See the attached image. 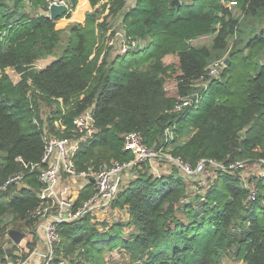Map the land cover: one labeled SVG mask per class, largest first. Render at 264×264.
I'll use <instances>...</instances> for the list:
<instances>
[{
    "label": "trees",
    "instance_id": "16d2710c",
    "mask_svg": "<svg viewBox=\"0 0 264 264\" xmlns=\"http://www.w3.org/2000/svg\"><path fill=\"white\" fill-rule=\"evenodd\" d=\"M89 1L98 6L83 21L67 25L62 53L35 68L37 57L62 42L59 17L48 16L46 0H0V184L23 173L20 183L0 190L1 237L9 218L35 226L37 215L32 213L42 207L38 176L46 166L41 161L43 136L72 135L74 116L88 108L95 133L74 156L77 171L133 158L124 148L128 131L140 132L147 146L162 148L191 167L204 157L225 163L264 158V0H180L179 5L173 0H132L127 8L126 0ZM230 1L243 20L233 14ZM111 16H119L120 27L143 45L110 58L113 51L103 37L112 28ZM209 34L214 35L212 44L190 42ZM147 47L152 48L147 67H127L114 77L116 58ZM226 49L229 63L221 62V70L212 74L210 60ZM167 53L177 55L176 66L164 62ZM8 67L20 72L17 81ZM171 76L177 95L164 88ZM199 79L205 85L189 96ZM186 97L189 102L183 103ZM57 118L66 125L63 131L53 123ZM187 124L191 133L178 140ZM167 126L173 137L164 140ZM175 169L157 175L145 160L135 176L124 180L111 208L118 207L125 220L112 222L108 213L93 211L61 223L53 264H108L106 254L117 247L128 250L135 264H222L225 252L237 264H264V180H257V194L248 200L235 172L214 170L209 183L196 192L184 178L196 181L201 174L185 177ZM74 190L71 196L78 204L91 195L93 183ZM180 211L185 219L178 216ZM125 227L134 228L131 236L122 235ZM3 242L0 258L5 260L9 251ZM37 242L36 237L29 248L23 247V258Z\"/></svg>",
    "mask_w": 264,
    "mask_h": 264
},
{
    "label": "built area",
    "instance_id": "2783aa9c",
    "mask_svg": "<svg viewBox=\"0 0 264 264\" xmlns=\"http://www.w3.org/2000/svg\"><path fill=\"white\" fill-rule=\"evenodd\" d=\"M49 14V6L52 3L64 4L66 11L72 12L76 3L73 0H46ZM49 16V15H48ZM104 43L112 48L114 53H124L131 48L143 45L142 39H135L128 36L122 27L109 28L104 34ZM223 62V61H222ZM183 101L188 103L189 98ZM93 115L90 108L84 110L80 114L74 116L72 127L70 128V136H60L54 133H46L43 136L44 152L41 161L46 165L40 172L38 179L40 188L38 189V197L42 201V207L36 209L32 215H37L35 226L40 227L44 234L43 245L35 247L23 258V247L20 242L14 244L9 237L8 230L4 234L3 247L8 250L9 254L6 259L0 258V264H27L30 256L39 255V262L36 264H53L55 259V245L60 239L58 227L61 223L80 219L87 213L98 211L100 213H108L111 209L113 199L115 198L120 186L125 179L135 176L138 168L145 160H149L150 170L159 175L158 159L168 160L178 170H182L184 176L194 173L202 175L201 181L205 182L204 186L209 183V178L216 169L235 172L239 174L243 186L247 190V199L255 198L258 190L257 180H264V158L253 159L255 168L253 173L249 172L248 164L251 159L234 160L229 163L218 161L214 158H200L195 167H191L187 162L179 157H174L169 152H163L162 148H153L147 146L143 141V136L137 131H128L124 133V148L133 154V158L129 160H113L109 165L102 166L98 169L90 167L85 171H77L74 162V156L81 148L82 143L95 133L93 125ZM56 128L63 131L66 125L57 118L54 120ZM172 131L171 126H167L164 130V140L173 137L169 134ZM250 167V166H249ZM129 177H126V175ZM23 177L22 172L12 174L6 182L0 184V190L9 183H20ZM71 177H77L78 180L73 181ZM93 183V191L91 195L75 204L74 197L71 196L75 192V188H81L85 182ZM0 236V240H1ZM1 242V241H0ZM13 245H15L13 249ZM9 251V250H8ZM29 264V263H28ZM59 264H67L62 260Z\"/></svg>",
    "mask_w": 264,
    "mask_h": 264
},
{
    "label": "rangeland",
    "instance_id": "374dc122",
    "mask_svg": "<svg viewBox=\"0 0 264 264\" xmlns=\"http://www.w3.org/2000/svg\"><path fill=\"white\" fill-rule=\"evenodd\" d=\"M131 2H132V0H126L125 7L127 8ZM233 2L234 1H230L227 4L230 6L233 14L235 16H237L239 19L243 20L244 17H242L241 11L235 6V4ZM25 9H27L30 12L35 11L34 9H32V7H28V6H25ZM119 18H120L119 16H111L109 18V22L111 23L112 27L118 28L120 26V20L121 19H119ZM61 23L62 22L57 23L56 27L64 29V31L62 32V42L60 43L59 46L54 48L52 53L37 57L33 63L35 68H41V67L48 65L52 60L56 59L62 53L63 48L65 47V43H66V37H67L66 28H67L68 24H65V26H64ZM246 23H247V21H246ZM246 23L244 24V21H243V24H244L243 28L248 30L249 27H246ZM213 37H214L213 34L204 35V36H200V37H197L195 39H192L190 42L193 44H196V45L197 44H203V43L212 44ZM234 38H235V35L230 36L228 38V44H229L228 47H230ZM214 50H216V49H214ZM218 52L220 53V55H218V58H212L208 64V69L211 70L212 74H216V75L218 74L219 70H221V62L222 61L224 62L225 58L229 56L227 49L222 50V51H218ZM214 53L217 54V52H215V51H214ZM114 55H115L114 52H112V53L110 52V58L113 57ZM151 55H152V48L147 47L144 50H140V51H136V52H129L128 54H126L125 58H121V57L116 58V60L114 62V66L116 68V72H115L114 77H116V78L120 77L121 71L125 70L127 67H133L135 65H142L141 66L142 68L147 67L148 66L147 62L152 59ZM163 60L166 64L170 63V64H174L175 66L178 63V57L175 53L165 54L163 56ZM6 71L14 81H17L20 78V72H18L14 67H8L6 69ZM204 85H205L204 81H202L200 79L196 80L192 86V90H190L189 96L194 95V93L197 91V90H195L196 88H201ZM164 88H165L168 95H177V81H176L174 76L168 77L166 79V81L164 83ZM49 110H50L49 108L45 109L46 112H48ZM191 130H192V127L190 124L183 126L182 130L179 134L178 140H183V139L187 138V136L191 133ZM169 134L172 135L173 134L172 131L169 130ZM156 161L158 164V168H157L158 171L157 172H159L160 175L162 173L172 172L173 170L176 171L175 166H172V163L168 160H165L164 157L162 159H158ZM252 162H254V161L253 160L249 161V164H248V170L251 173H253V171H255V168L251 167V166H253ZM177 172L179 174H182V175L185 174L182 170H177ZM212 176H214V172L212 173ZM126 177H129V175L127 174ZM185 177H187V176H185ZM202 178L203 177L201 175V176L197 177L196 181H192V179L190 177L184 178V179L187 180V182L192 185L190 188H193L194 191L197 192L199 187L205 183V182L201 181ZM201 183H203V184H201ZM178 216L185 219V215L181 211L178 212ZM107 217L110 218V221H112V222L117 221L118 219L125 220L124 214L123 215L121 214V210L118 207H112L109 210ZM4 223H5L6 229L7 228H9V229L16 228V229H19L20 231H23L26 234L25 239L22 241V244L24 246L28 245V248H29V243H32V241L35 240L36 237H37V241H38V236H40L41 230L37 226L26 227L22 223V221H20V220L12 221V220H10V218L8 219L7 222L5 221ZM132 231H134V228H131V227L126 228L125 227L122 231V235L124 237H129V236H131L129 234ZM0 236H3V235H0ZM4 239L5 238L2 237L0 241L3 242ZM106 256L108 257V260H109L108 264H135V262L131 259L130 255L128 253V250H126L125 248L117 247L110 254L107 253ZM30 260H32V263L30 262V264L38 263L40 260L39 255L34 254L33 257L30 258ZM220 260H221L222 264H237V260L234 259L233 256L227 252H225L221 255Z\"/></svg>",
    "mask_w": 264,
    "mask_h": 264
},
{
    "label": "crops",
    "instance_id": "0c3cea01",
    "mask_svg": "<svg viewBox=\"0 0 264 264\" xmlns=\"http://www.w3.org/2000/svg\"><path fill=\"white\" fill-rule=\"evenodd\" d=\"M96 6H98V4L92 6L89 0H77L75 8L72 10L70 16L69 17H66V16L59 17V19L57 20V23L62 22L61 24L65 26V24H69L73 22H81L84 20L85 13L87 11L92 10ZM38 228L41 230L40 227ZM25 236L26 234H24V237L20 240L21 247H24V245L22 244V241L25 239ZM43 240H44V234H43V231L41 230L40 236H38V242L35 247H38V246L41 247L43 245ZM32 257L33 255L30 256V258ZM30 258H29V262H27L29 264L30 262L32 263V260H30Z\"/></svg>",
    "mask_w": 264,
    "mask_h": 264
},
{
    "label": "water",
    "instance_id": "95a60500",
    "mask_svg": "<svg viewBox=\"0 0 264 264\" xmlns=\"http://www.w3.org/2000/svg\"><path fill=\"white\" fill-rule=\"evenodd\" d=\"M173 3H176L179 5V0H173ZM66 11V6L64 4H56V3H52L49 6V17L52 19H56L57 17H60L64 14V12ZM263 62H264V58H263ZM224 63L227 65L229 63V56L225 58ZM8 234L10 237V240L14 243L17 244L20 242V240L24 237V232L20 231L19 229L16 228H11L8 230ZM10 247L8 248L9 252H10Z\"/></svg>",
    "mask_w": 264,
    "mask_h": 264
}]
</instances>
